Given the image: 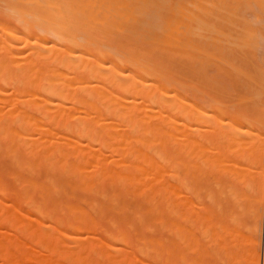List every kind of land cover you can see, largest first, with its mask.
<instances>
[{"label": "bare ground", "instance_id": "obj_1", "mask_svg": "<svg viewBox=\"0 0 264 264\" xmlns=\"http://www.w3.org/2000/svg\"><path fill=\"white\" fill-rule=\"evenodd\" d=\"M2 1L0 156L9 167L0 172V264H185L189 251L201 252L196 264H211L227 241L255 248L264 204V0H163L169 19L157 11L162 0ZM150 18L163 34L156 42L199 79L218 71V56L236 73L222 72L224 81L256 78L254 125L240 115L217 121L189 102L185 93L207 92L167 76L146 58L154 50L97 37L137 35ZM222 39L233 45L221 47ZM210 144L218 151L208 155ZM233 148L245 162L227 156ZM209 175L218 190L229 178L241 187L229 183L227 197L252 215L246 237L237 217L227 224L220 193L193 215L190 185ZM195 226L214 248L191 233ZM246 251L250 258L225 253L226 263L256 264L257 251Z\"/></svg>", "mask_w": 264, "mask_h": 264}, {"label": "rangeland", "instance_id": "obj_2", "mask_svg": "<svg viewBox=\"0 0 264 264\" xmlns=\"http://www.w3.org/2000/svg\"><path fill=\"white\" fill-rule=\"evenodd\" d=\"M169 1V0H168ZM171 1V3L172 2H174V3H172L173 5L174 4H176V3H180V4H183V5H188L189 4V0H170ZM176 1V2H175ZM179 1V2H178ZM185 1V2H184ZM163 0L160 2L159 1V3H161V7H159V8H161V10L158 8L157 9V11L159 10V11H162V17L164 18V19H169V18H171V15L167 12V10L166 9H163ZM4 4V5H3ZM167 5V4H166ZM7 8V6H6V4L2 1V0H0V19H1V22L2 21H5L6 19H7V16H6V14L7 13H9V11H8V9H6ZM163 9V10H162ZM7 10V11H6ZM5 12V13H4ZM237 13V12H236ZM238 14V13H237ZM237 14L236 15H231L230 17L232 18V22H233V24H236V23H238V16H237ZM151 19V20H150ZM149 19V21H151L150 23L151 24H146V23H144V25H142V27H139V32H138V34L136 35H133V34H130L129 33V35L128 34H124V33H121V31L119 32V31H117V30H113V31H111L110 32V36H109V39H101L103 36L101 35V34H99L98 33V39L99 40H103V41H106V42H108V43H110V44H112V43H118V44H120V45H127L128 47V49H134V50H137L138 52H140V50H143V49H149V50H154L156 53H155V55H153V56H150V55H147L146 56V58L147 59H150L153 63H155V64H159L160 66H162L163 68H165L166 69V74H167V76H169V77H172L174 80H176V81H178V82H181V83H183V84H185L186 86H193L196 90H198V91H205V92H207V95H205L204 97L202 96V95H200V93L199 92H197V95H196V93H195V91H194V93L195 94H193V93H191L190 94V92L189 93H185V95H187L188 96V98H189V102H191V103H194V104H198V105H203V107H207V108H209V109H207L206 108V110H209V115H211V116H214V115H217V118H216V120L218 121V116H221L222 117V121L223 122H227L228 120H226V118L227 117H235V115L236 116H238V115H240L241 116V118L243 117V118H245V119H243V120H245L246 122H248V123H251L252 125H254V122H252V121H255L256 120V118H257V113H258V111H259V109H260V102H261V100H260V95H255L257 92L259 93V88H258V86H256L257 85V83H256V78H254V80L253 81H246L243 77H241V76H238L237 77V79H238V82H239V84H237L236 85V83L234 82V80H231L232 78H233V76H232V78L230 77L229 79L228 78H226L225 79V81H224V78H223V76H222V72H230V74L232 73V74H236L235 72H233L231 69H230V67L228 66V67H226L227 66V64L226 63H222L221 61H218V60H220V59H222L223 61H225L224 60V57L222 58V57H220V56H218V60H214L213 61V64L215 65V67L218 69V71H216L215 70V68H212V71H211V69H208L207 71H206V74H207V76H208V78H202V79H199V77L197 76V74H194V73H190L189 71H188V69H189V65L185 68V67H182V66H177L178 64H177V62L178 61H176V55H175V50L174 49H170V48H167V47H164V46H162V45H160V44H158L157 42L159 41V40H161L162 39V35L163 34H161V33H159V31H160V29H157V28H155V27H153L155 24L153 23L154 21H153V19L152 18H150ZM235 20V21H234ZM264 24V23H263ZM147 25V26H146ZM144 26V27H143ZM153 27V28H152ZM149 28V29H148ZM150 29H151V31H155V32H151L150 31ZM147 31V32H144V31ZM154 34V35H153ZM141 35V36H140ZM145 37H144V36ZM136 36H137V38H136ZM139 36H140V38H139ZM143 36V37H142ZM146 36H148V38L146 37ZM135 37V38H134ZM150 37V38H149ZM160 37V38H159ZM143 39V40H139V39ZM152 38V39H151ZM153 38H154V40H153ZM138 39V40H137ZM145 39V40H144ZM147 39V40H146ZM156 39H158L157 40V42H156ZM148 40H150V41H152V42H150V41H148ZM230 40H233L232 38H230ZM140 41V42H139ZM157 43V44H155V42ZM136 42V43H135ZM139 42V43H138ZM224 42V43H223ZM138 43V44H137ZM222 43V44H221ZM220 46L221 47H223V48H228V47H231L233 44L232 43H228V41H223V39H222V42H220ZM224 44V45H223ZM226 45H228V46H226ZM230 45V46H229ZM161 46L163 47V48H161ZM143 47V48H142ZM225 50H227V49H225ZM218 61V62H217ZM220 62V63H219ZM224 65H226V66H224ZM223 68V69H222ZM220 69V70H219ZM197 70H199V67L197 68ZM212 72H214L215 74H211ZM210 73V74H209ZM180 76V77H179ZM215 76H216V79H215ZM230 76V75H229ZM217 77H219V78H217ZM223 79H222V78ZM182 78H184V79H182ZM188 79V80H187ZM209 79H210V81H209ZM207 80H208V82H207ZM213 80H215V81H213ZM247 82V83H246ZM255 82V83H254ZM192 83V84H191ZM214 83V84H213ZM230 85H229V84ZM254 83V84H253ZM199 84V85H198ZM226 84H228V85H226ZM195 85V86H194ZM208 85V86H207ZM255 86V87H254ZM207 87H209V88H207ZM230 88V90L228 91L226 88ZM228 88V89H229ZM232 88V89H231ZM255 88V89H254ZM257 91V92H256ZM232 92H234V93H232ZM255 92V93H254ZM221 94V95H220ZM254 94V95H253ZM206 96L209 98V99H211V101H209V100H207L208 102H213L211 105H210V107H209V105H208V102L206 101V99H208V98H206ZM254 96H257V97H255V99H254ZM190 97H191V99H190ZM229 97H231V98H229ZM259 97V100L257 101V98ZM205 98V99H204ZM234 98V99H233ZM198 99V100H197ZM201 99V101H203V102H198L199 100ZM251 101H250V100ZM204 100H205V102H204ZM213 100V101H212ZM248 100H249V102H248ZM215 101V102H214ZM247 101V102H246ZM217 102V103H216ZM242 103V104H238V103ZM200 103H202V104H200ZM220 105H219V104ZM206 104V105H205ZM213 104H217V105H213ZM222 105H224V106H222ZM226 105V106H225ZM228 105V106H227ZM233 106V107H229V106ZM235 106V107H234ZM210 108L212 109L211 110V112H210ZM217 108H219V110L217 109ZM227 108V109H226ZM230 108H234V109H230ZM229 109V110H228ZM216 110V111H215ZM232 110H233V112H232ZM213 111V112H212ZM230 111V112H229ZM222 112H223V114H222ZM220 114V115H219ZM214 117H216V116H214ZM224 118V119H223ZM247 119H249L250 121H247ZM215 120V121H216ZM214 121V120H213ZM213 124V123H212ZM247 124V123H246ZM209 127V126H208ZM208 127H205V128H203V130H202V134H203V131H205L206 133H204V136H206L205 138H210V136H211V134H212V132H210L209 130H211L212 131V129L211 128H209V130H206ZM253 127V126H252ZM209 135V136H208ZM212 139V138H211ZM249 142V141H248ZM209 147L211 146L212 147V144H210V145H208ZM213 146H214V148L216 149V151H218V148L215 146V144H213ZM210 147V148H211ZM238 148V147H237ZM237 148H235V151H234V148L232 149L233 151V153H231V154H229V153H227V156H233V157H229V158H232L234 161H236V162H245V161H241V160H239V156H238V152L236 151V149ZM239 150V153H240V151L242 150V149H238ZM212 151L215 153L216 151L214 150V149H209V151H208V155H210V153H212ZM210 152V153H209ZM236 152V153H235ZM242 152H244V150L242 151ZM213 153V154H214ZM212 154V155H213ZM233 154V155H232ZM236 156H238V157H236ZM239 160V161H238ZM9 166H8V159L6 158V157H4V156H0V172H3V173H5V171L7 170V168H8ZM3 168V169H2ZM225 177V176H224ZM224 177H222V178H224ZM4 179H6V180H10V178H7L6 176H5V178ZM230 179V178H229ZM227 180L226 178H225V180H227L226 181V185H224V188L226 189H222V190H218V189H216V188H214V187H217L218 188V186H217V184L212 180V177L209 175V176H207V178H202V177H200L198 180H197V182L196 183H194L193 185L191 184L190 185V187H191V193L193 192V189H194V192L190 195V194H188L189 196H190V200H191V205H193V206H195V207H193L192 206V209H193V211H194V214L193 213H191V214H193V215H197V212L200 214H203L204 213V209H206V208H209V207H211L213 204H212V199L210 198V197H214V196H217L219 193H220V195H223L222 196V198L220 199V205H222V211L227 215V218H228V222H227V224H229V226L231 225L229 222H230V220H231V217L233 218V216H235V217H237L239 220H240V222H241V230H242V232L244 233L243 235H245V237H246V227L248 228V227H251V225H252V223H253V219H252V215H251V213L250 212H248V211H246V209H244V207H243V205H241L240 206V208H239V210H238V208H236L235 210H234V205L231 203V200H230V198L229 197H227V195H228V189H229V183H230V185L232 186V187H235L236 189H238V190H241V187H239V185L237 186V184L236 185H234V184H231V179L230 180ZM196 184V185H195ZM196 186V187H195ZM210 186V188H211V190H210V188H208ZM214 186V187H213ZM228 186V187H227ZM206 188H207V190H206ZM203 190H205L204 192H203ZM209 190L211 191L210 192V194H209ZM216 190H218V191H216ZM195 192H197V193H195ZM224 192L226 193V194H224ZM80 194V196L82 197L83 195L81 194V193H79ZM194 195V196H193ZM196 195H199V197H197ZM205 195V196H204ZM193 197H196L195 198V200H194V198ZM210 198V199H208V198ZM206 199L208 200V201H206ZM211 201V202H210ZM223 201H224V203H223ZM194 203V204H193ZM200 205H199V204ZM211 203V204H210ZM263 203H264V200H263ZM225 204V205H224ZM201 205H203V207H200ZM81 206H83V207H85L84 206V204H81ZM229 206V207H228ZM198 207H199V209H198ZM263 207V208H262ZM262 207H261V211H260V219H259V228H260V231H259V238H258V240H259V242H258V240H257V243H255V244H257L256 246H255V248H254V246H245L244 244H243V242H242V244H234V242L232 241V240H230V241H227L228 242V244L227 245H229L228 247H227V245L225 246L226 248H224V251H223V249L221 248V251H219L220 249L219 248H217L216 247V249H219L218 251L219 252H216L217 253V257L214 255V257L213 258H220L219 259V262L216 260V261H210L209 259H205L206 261H210V263L211 264H227L226 262L228 261L229 262V257L230 256H228V259L226 260V254L225 253H228L230 250H231V247H232V250H236L237 252V254H240L239 256H243V257H247L248 256V258H250L251 256H252V254H248V255H246V256H244L245 255V253H244V250H245V252H246V254L248 253L246 250H250V252H251V250L252 251H257V252H255V253H257L258 254V259H259V261L256 263V264H264V204H262ZM202 208H203V210H202ZM241 208H242V210H241ZM230 209V210H229ZM263 209V210H262ZM231 211H232V213H231ZM240 213H239V212ZM263 211V212H262ZM242 212V213H241ZM229 213H231V216H230V214ZM241 214H244L243 216L241 215ZM242 217H241V216ZM188 216H190L188 219H189V221L191 222V221H193L192 219L193 218H195L194 216L192 217L190 214L188 215ZM199 215H197V217H198ZM192 217V218H191ZM191 218V219H190ZM230 219V220H229ZM252 219V220H251ZM195 220H197V219H194V222L193 223H195L194 225H196V223H197V221H195ZM250 220V221H249ZM197 225H198V223H197ZM245 227H244V226ZM193 226V225H192ZM192 226H190V227H192ZM232 226V225H231ZM230 226V227H231ZM197 228H199V226L198 227H196L195 226V229L194 230H192L191 229V233L193 234V233H195V235H196V237H198L197 239H198V241H200V243L202 244H204V246H207L206 244H209V243H211L210 245H208L209 247H207L206 248V250H210L211 248L210 247H215L214 245V243L212 242V241H210L209 243H208V241H209V238H207V239H205V238H203V237H201L202 235H201V233H199L198 232V230L199 229H197ZM243 230H245V231H243ZM194 231V232H193ZM200 231V230H199ZM201 235V236H200ZM166 236H167V233H163V237L164 238H166ZM240 237V236H239ZM200 238V239H199ZM212 238V237H211ZM202 239L204 240V241H202ZM205 240L207 241V242H205ZM211 240V239H210ZM229 240V239H228ZM234 240V239H233ZM239 240V239H238ZM241 240H243V239H241ZM226 242V243H227ZM230 242V243H229ZM246 242V241H245ZM194 244V243H193ZM192 244V245H193ZM197 244H199L198 242H197ZM231 244V245H230ZM246 244H248V243H246ZM240 245V246H239ZM244 245V246H243ZM195 246V245H194ZM198 246V245H197ZM202 246V245H201ZM241 248V250H243V253L241 252V250L239 249V247ZM242 246H243V248H242ZM196 247V246H195ZM199 247H200V244H199ZM198 247V248H199ZM192 247H190V249H191ZM230 250H229V249ZM236 248V249H235ZM227 249V251H225ZM189 250V249H188ZM195 250V249H194ZM197 250V249H196ZM204 250V248L202 249V247H200V249H198L197 250V252H199V251H203ZM231 250V251H232ZM239 250V251H238ZM215 251H217V250H215ZM231 251H230V253H231ZM235 252V251H234ZM233 252V253H234ZM239 252V253H238ZM241 252V253H240ZM200 254H201V252H199ZM199 253L198 254H196V252H193V251H189L188 252V255H186L187 257H185V258H187V259H189L188 260V262H190L191 264H196L195 263V260L197 259V255H199ZM211 254H212V251L210 252ZM209 253V254H210ZM219 253V254H218ZM221 253V254H220ZM230 253H228V254H230ZM253 253V252H252ZM213 254H215V253H213ZM213 254L212 255H210L211 257L213 256ZM225 254V255H224ZM227 254V255H228ZM243 254V255H242ZM231 255V254H230ZM233 255V254H232ZM200 256V255H199ZM223 256V257H222ZM243 257H241V259H242V261H240V264H245L244 262H243V260L244 259H246V258H243ZM209 258V257H208ZM224 258V259H223ZM233 258V257H232ZM221 261H223V262H221ZM230 261H231V259H230ZM246 261V260H245ZM188 262H185V264H187ZM248 263V262H247ZM176 264H180V261H177V263ZM189 264V263H188ZM229 264H236V262H230ZM239 264V263H238ZM250 264H252V263H250ZM253 264H255V263H253Z\"/></svg>", "mask_w": 264, "mask_h": 264}]
</instances>
